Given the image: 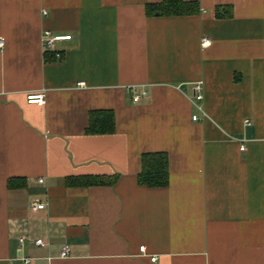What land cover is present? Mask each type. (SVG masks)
<instances>
[{
	"label": "crops",
	"instance_id": "obj_1",
	"mask_svg": "<svg viewBox=\"0 0 264 264\" xmlns=\"http://www.w3.org/2000/svg\"><path fill=\"white\" fill-rule=\"evenodd\" d=\"M161 1L0 0V264H264V0ZM146 152L166 186L137 182Z\"/></svg>",
	"mask_w": 264,
	"mask_h": 264
},
{
	"label": "trees",
	"instance_id": "obj_2",
	"mask_svg": "<svg viewBox=\"0 0 264 264\" xmlns=\"http://www.w3.org/2000/svg\"><path fill=\"white\" fill-rule=\"evenodd\" d=\"M199 10L196 1L162 0L149 4L147 12H159L161 15H188ZM217 15L221 14L217 12ZM114 130V114L112 111L94 110L89 114L86 132L89 134L111 133ZM115 180V179H113ZM112 180V181H113ZM85 184H104L103 178L88 177ZM137 182L147 187H164L168 183V158L162 152H146L141 155V168Z\"/></svg>",
	"mask_w": 264,
	"mask_h": 264
},
{
	"label": "built area",
	"instance_id": "obj_3",
	"mask_svg": "<svg viewBox=\"0 0 264 264\" xmlns=\"http://www.w3.org/2000/svg\"><path fill=\"white\" fill-rule=\"evenodd\" d=\"M69 38H70V35H58V34L53 35V34L49 33L48 31H45L43 34V38H42L43 46L45 49H52L54 47V43L56 41L63 40V39H69ZM209 43H210L209 38L203 36L201 39V46L206 47L209 45ZM2 46H3V41H2V39H0V48ZM54 56L59 57V53L55 52ZM129 91L131 92L133 102H138L140 99L147 97V95H148V93L145 89L138 90L136 87H130ZM194 99L197 101H200L202 99L201 84L200 83H196V85L194 86ZM26 101H27V103H33V104L41 106L45 103L44 93H29L26 95ZM195 105L200 111H203L202 106L200 104L197 103ZM197 118L198 117L196 114L192 115V120H196ZM240 149L243 150L244 145H241ZM40 181H41V179H40ZM43 206H44L43 203L34 202V203H32L31 208L36 209V208H42ZM19 241H20L21 246H22L24 243V238L20 237ZM34 243L37 245L38 244L39 245L44 244V242L41 238L35 239ZM144 250H145V246L141 245L139 247V251L144 252ZM67 254H68V247L64 246L62 248V251H61V256H66ZM155 259H156L155 256L151 257V261H154ZM22 260L28 264L31 263V259L28 257H22Z\"/></svg>",
	"mask_w": 264,
	"mask_h": 264
}]
</instances>
